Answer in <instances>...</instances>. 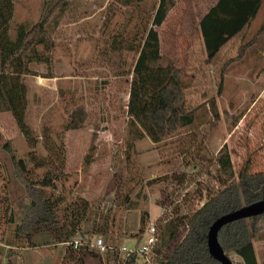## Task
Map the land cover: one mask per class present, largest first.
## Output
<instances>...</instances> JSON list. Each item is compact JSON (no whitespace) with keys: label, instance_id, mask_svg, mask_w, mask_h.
I'll list each match as a JSON object with an SVG mask.
<instances>
[{"label":"rangeland","instance_id":"rangeland-1","mask_svg":"<svg viewBox=\"0 0 264 264\" xmlns=\"http://www.w3.org/2000/svg\"><path fill=\"white\" fill-rule=\"evenodd\" d=\"M217 1L176 0L167 21L156 28L164 62H175L189 83L190 108L215 98L219 115L215 117L207 104L174 137L161 143L132 135L126 114L138 49L153 27L159 0H68L69 7L53 34L51 66L36 65L35 75L25 77L29 88L27 121L37 135L41 136L45 127L61 134L78 106L88 112L81 129L63 133L67 176L57 183L56 192L66 198L65 204L76 198L90 202L83 224L84 244L102 238L106 245L131 249L141 235L145 243L149 228L163 212L169 210L171 215L183 217L203 206L225 184L216 163L225 144L237 172L249 157L256 171H264V32L242 59L229 65L223 92L217 94L221 66L256 37L264 23V6L251 27L232 40L218 60L208 64L199 23ZM15 4L13 27L36 23L43 13L44 0H15ZM47 74L52 77H45ZM7 141H11L18 157L31 151L12 116L5 113L0 114L3 263L11 258L14 264H106V255L94 248L90 251L100 257L88 255L80 262L65 255L63 247L54 250L52 244H43L44 235H34L32 245L25 241L16 245V225L30 203L3 151ZM37 150L47 155L42 138ZM89 155L91 161L87 163ZM127 194L130 203L123 204ZM9 207L11 212L6 211ZM12 212L15 223L9 224ZM146 214L149 219L142 226L141 217ZM106 223V233H91L93 226L99 228ZM256 248L259 264H264V241L256 242ZM229 257L240 263L234 254Z\"/></svg>","mask_w":264,"mask_h":264},{"label":"trees","instance_id":"trees-1","mask_svg":"<svg viewBox=\"0 0 264 264\" xmlns=\"http://www.w3.org/2000/svg\"><path fill=\"white\" fill-rule=\"evenodd\" d=\"M176 5V0H159L152 19L153 27L147 30L138 49L130 82L126 114L131 134L137 139L147 137L153 143L174 137L207 104L215 117H219L215 98L190 108L189 83L183 78V69L173 61L164 62L162 42L156 28L164 25ZM263 6L264 0H218L209 9L199 23L208 64L218 60L222 50L251 27ZM68 7V0H44L43 13L36 23L24 22L13 27L15 0H0V114L12 116L31 151L25 157H18L11 141L2 148L9 156L15 178L30 203L22 221L16 225V245L24 241L30 245L34 235H44L43 244H52L54 250L63 247L65 255L84 262L88 255L100 257L90 251L92 243L84 244L83 224L87 221L90 202L76 198L65 204L66 198L56 192L57 183L67 176L63 133L81 129L88 119V112L84 106L76 107L61 134H54L51 128L45 127L39 136L27 121L29 88L25 77L35 75L33 67L36 65L51 66L55 46L53 34ZM263 32L264 23L256 37L243 44L237 56L221 66L218 95L223 92L224 75L229 65L242 59L247 48ZM45 77L51 78L52 75ZM40 138L47 152L45 156L37 150ZM86 160L90 163L91 155ZM216 163L225 184L203 206L183 217L173 216L167 210L156 221L159 242L154 248L153 264H216L208 248L212 225L222 216L263 200L264 171L255 170L252 157L247 158L237 172L231 151L225 144L217 154ZM125 197L123 204L130 203V194ZM11 209L9 207L6 211L11 212ZM148 219V214L142 215V226ZM8 223H15L13 212L8 216ZM107 229V223L99 228L93 226L91 233H106ZM79 235L81 239H77ZM142 238L143 235L137 238L136 246L143 241ZM218 239L226 254H234L240 260L239 264H259L256 242L264 241V214L225 225ZM74 240L81 241V249L74 250L70 245ZM108 247L106 264H148L142 263L136 254L122 255L121 246ZM2 256L0 251V264L3 263ZM6 264L14 262L9 258Z\"/></svg>","mask_w":264,"mask_h":264},{"label":"water","instance_id":"water-1","mask_svg":"<svg viewBox=\"0 0 264 264\" xmlns=\"http://www.w3.org/2000/svg\"><path fill=\"white\" fill-rule=\"evenodd\" d=\"M264 214V198L262 201L243 207L242 209L219 218L210 228L208 234V248L211 256L217 261L216 264H236L222 248L218 235L220 230L227 224L254 216ZM201 264V263H193Z\"/></svg>","mask_w":264,"mask_h":264},{"label":"built area","instance_id":"built-area-1","mask_svg":"<svg viewBox=\"0 0 264 264\" xmlns=\"http://www.w3.org/2000/svg\"><path fill=\"white\" fill-rule=\"evenodd\" d=\"M147 234L148 236L145 243L142 244V242H140L137 246L131 249L122 246L119 249L120 253L122 255L136 254L142 263L153 264L154 248L159 242V234L156 225H152ZM70 245L73 246L74 250H79L83 246L80 240H74ZM90 247L96 249L101 254H105L109 251L108 245L104 243L102 238H96Z\"/></svg>","mask_w":264,"mask_h":264},{"label":"crops","instance_id":"crops-1","mask_svg":"<svg viewBox=\"0 0 264 264\" xmlns=\"http://www.w3.org/2000/svg\"><path fill=\"white\" fill-rule=\"evenodd\" d=\"M3 257H5V256H2V259H3ZM7 262V261H6ZM6 262H4L3 264H6Z\"/></svg>","mask_w":264,"mask_h":264}]
</instances>
